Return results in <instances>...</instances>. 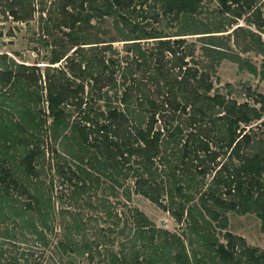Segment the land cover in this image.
<instances>
[{
  "label": "trees",
  "instance_id": "16d2710c",
  "mask_svg": "<svg viewBox=\"0 0 264 264\" xmlns=\"http://www.w3.org/2000/svg\"><path fill=\"white\" fill-rule=\"evenodd\" d=\"M143 1L4 0L2 10L15 19L36 10L39 31L49 35L50 46L43 71L39 63L15 61L0 51V264H52L63 251L87 258L101 254L98 264H264L263 249L224 228L227 209L253 211L264 227V137L249 124L260 116L264 93L253 92L254 104L210 92L207 71L197 68L184 38L172 35L201 32L202 54L214 62L229 58L261 77L264 60L256 68L221 35L232 31V42L241 50L262 53L264 42L238 23L209 32L194 16L200 0H157L158 9L153 1ZM230 1L252 2L218 0L220 10H228ZM103 14L130 25L120 33L131 38L125 40L130 57L120 67L110 39L89 30L90 18ZM163 16H182L176 31L145 25ZM244 17L257 26L264 23L256 5ZM241 31L248 38L240 45ZM139 38L150 43L140 45ZM108 85L118 89L107 92ZM46 142H55L73 161L71 173L56 166L71 185L70 198L87 207L99 205L97 217L109 220L97 226L105 230L102 240L85 231L86 220L95 221V215L55 208L51 181L44 176ZM221 153L224 158L216 159ZM127 177L133 191L180 222V232L155 225L118 197L109 198L118 186L128 198L129 188L122 185ZM97 187L102 191L93 203ZM57 211L69 220L58 222L51 240ZM110 232L122 236L116 249L104 243L112 241Z\"/></svg>",
  "mask_w": 264,
  "mask_h": 264
},
{
  "label": "rangeland",
  "instance_id": "374dc122",
  "mask_svg": "<svg viewBox=\"0 0 264 264\" xmlns=\"http://www.w3.org/2000/svg\"><path fill=\"white\" fill-rule=\"evenodd\" d=\"M50 1L51 0H45V4ZM152 1L154 3V7L158 9L157 0H144L143 3ZM3 3L4 0H0V51H4L6 54H9L15 61L39 63L38 66L40 70L43 71V64L47 63L46 59L48 46L50 45L47 44L49 35L44 36L39 31L37 11L34 10L26 19H15L11 17L6 10H2L4 7ZM253 5L258 7L264 17V0H252L249 6L239 5L238 3L230 1V8L226 11L220 10L218 0H200L197 9L194 11V16L197 20L203 22L204 26H207V28L210 29L209 32L227 31L231 26L238 23L250 29L252 32H257L259 34V38L264 42V23H262L261 26H257L255 21L247 22L244 17L249 14ZM238 6L241 8V11H238L237 13L235 11L239 10ZM127 14L130 19H134L137 22L140 20L138 16L131 15L128 12ZM112 16L113 15L111 14H103L102 18L100 17L95 19L94 17H91L90 21L93 22V24L89 27V30L95 31L96 36L98 37L110 39L109 42L113 47L111 55H115L117 58L121 59L118 63V67H120L124 62L123 60L130 57L129 54L131 52L127 47H125L130 42L125 40H130L131 38H120V33L130 28V25L123 22L120 17L117 18V21L114 23ZM181 18L182 16L177 18H165L163 16L159 22L151 19V22H149V24L145 23V25L149 26L150 24H154L156 28L162 32L169 33L177 30L179 24L181 23ZM216 26L225 28L214 30L213 28ZM245 31L238 32V39L240 40L242 38L239 42L240 45L243 40L246 41L248 38ZM200 33L201 32L185 31L171 35L182 36L188 43L192 50L191 56L194 63L197 65V68L204 69L208 73L207 77L211 81L209 91H219L227 96L234 97L236 100L246 99L248 102L258 104V102L252 100V97L254 96L253 92L261 91L264 93V77L259 76L258 72L252 73L244 67H239L235 61L226 57H221L216 62L210 60L207 56L202 54L201 44L204 42V37L203 35H199ZM226 34L227 33L224 32L221 37H225L231 50L237 51L240 56L246 57L255 64L256 68H259L260 62L264 60V51L260 53L251 48L241 50L239 45L232 42V31H229L227 37ZM142 39L143 38H139L138 42L140 45H148L150 43V40ZM88 43L94 42L89 41ZM225 82H228V84H225ZM105 88L107 89V92H112L113 90H117L118 86L116 85V87H113L108 85ZM248 90L250 93L246 94ZM262 106L263 108L261 109L260 116L253 119L249 122V124L251 126V131H253L254 134L264 137V104ZM73 112L74 111L71 110V115ZM213 146L214 145L210 143V147ZM45 147L46 149L44 150L43 157L44 161H48V164L45 166L44 176L45 180L50 179L51 181V193L54 196L53 203L55 208L63 206L69 207L71 211L79 209L81 212L83 211L80 215L90 213L97 217L98 212H101V207L97 204H94L96 207H87L85 205L75 203L76 201L71 199L68 194L69 188L71 187L69 181L56 169V166L62 167L69 173H71V169L75 170L72 163L73 161L68 158V152L63 153V151H61V147L56 145L55 142H46ZM51 147H54V149ZM224 156L225 153H221L215 158L220 160L223 159ZM210 173V169L205 171L203 173V179L207 180ZM122 185H127L129 188L128 198L123 197L120 193L122 186H118L116 187L118 193L116 195L109 196L111 200L118 197L122 199L125 204L134 205L139 208L155 225L180 232L182 226L180 225V222L174 220L169 211L162 208L156 202L150 200L138 191H133L128 177L123 180ZM101 191L102 190H100L99 187L96 188L95 194L91 196L93 203L97 202V196L101 194ZM196 195L197 193H194V200ZM164 196L165 195H162L161 197L163 202L165 201ZM117 204L118 203L115 204L116 208L119 207ZM124 207L125 205H123V208ZM224 214L226 216V223L224 226L225 229L233 233L241 234L248 244L256 245L264 250V227L260 226L259 219L253 211L239 212L234 209H227L224 211ZM63 220H69V217L64 215V213H58L57 211L52 218V222L54 223L53 231L55 232L50 233L51 240L55 239L57 231H59L58 222L61 223ZM107 222H109V220H102L99 217H97L95 221L92 220V216L88 218L85 223V231L87 232L86 234L88 237L100 238V232L104 229L101 230L97 226L98 224H107ZM119 224H121V222L116 225L114 224L113 228H116ZM109 234L110 237H112V241L107 243V241L104 240V243L108 244L112 249H116L119 246L118 241L122 236L118 233L113 234L112 232ZM100 240L102 239L100 238ZM49 249L51 251L52 247H49ZM60 254L61 255L57 254L52 264H91L93 261V264H98L100 261L98 258L99 256L101 257V254L97 253H93L90 258H87L85 253H67L63 251L60 252Z\"/></svg>",
  "mask_w": 264,
  "mask_h": 264
}]
</instances>
